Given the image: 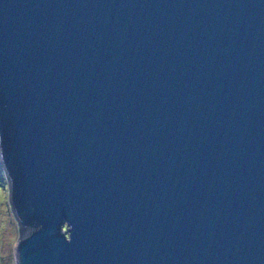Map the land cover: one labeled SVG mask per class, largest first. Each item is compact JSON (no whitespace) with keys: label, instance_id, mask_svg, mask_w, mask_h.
Returning <instances> with one entry per match:
<instances>
[{"label":"water","instance_id":"1","mask_svg":"<svg viewBox=\"0 0 264 264\" xmlns=\"http://www.w3.org/2000/svg\"><path fill=\"white\" fill-rule=\"evenodd\" d=\"M0 165L17 264H264V0H0Z\"/></svg>","mask_w":264,"mask_h":264},{"label":"rangeland","instance_id":"2","mask_svg":"<svg viewBox=\"0 0 264 264\" xmlns=\"http://www.w3.org/2000/svg\"><path fill=\"white\" fill-rule=\"evenodd\" d=\"M9 185L0 165V264H17L14 246L23 234L11 206Z\"/></svg>","mask_w":264,"mask_h":264},{"label":"trees","instance_id":"3","mask_svg":"<svg viewBox=\"0 0 264 264\" xmlns=\"http://www.w3.org/2000/svg\"><path fill=\"white\" fill-rule=\"evenodd\" d=\"M20 231H21V230H20ZM21 232H22V231H21ZM21 232H20V233H21Z\"/></svg>","mask_w":264,"mask_h":264}]
</instances>
